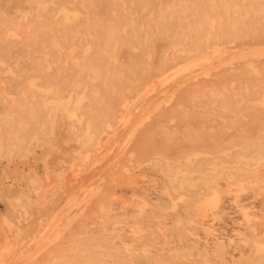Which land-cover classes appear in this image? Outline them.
<instances>
[{
	"label": "rangeland",
	"instance_id": "obj_1",
	"mask_svg": "<svg viewBox=\"0 0 264 264\" xmlns=\"http://www.w3.org/2000/svg\"><path fill=\"white\" fill-rule=\"evenodd\" d=\"M263 244L264 0H0V264Z\"/></svg>",
	"mask_w": 264,
	"mask_h": 264
},
{
	"label": "bare ground",
	"instance_id": "obj_2",
	"mask_svg": "<svg viewBox=\"0 0 264 264\" xmlns=\"http://www.w3.org/2000/svg\"><path fill=\"white\" fill-rule=\"evenodd\" d=\"M70 13V12H69ZM20 18V17H19ZM221 19V18H220ZM130 20V19H129ZM106 21V20H105ZM104 21V22H105ZM108 21V20H107ZM218 22V21H217ZM216 24H218V23H216ZM44 27V26H43ZM160 27V26H159ZM218 27H219V24H218ZM41 28V27H40ZM162 28V27H161ZM213 28H214V26H213ZM219 33V32H218ZM209 34V33H208ZM208 36V35H207ZM216 36V35H215ZM208 39V38H207ZM244 42V41H243ZM60 45V44H59ZM201 45V44H200ZM217 45V44H216ZM210 46V45H209ZM256 46V45H255ZM211 47V46H210ZM213 47V46H212ZM230 48V47H229ZM206 49V48H205ZM245 49V48H244ZM259 50V49H258ZM205 51V50H204ZM224 53V52H223ZM255 53V52H254ZM259 53V52H258ZM191 55V59H192V55L193 54H190ZM243 55V54H242ZM177 56V55H176ZM258 57V56H257ZM172 58H174V56L172 57ZM182 60V59H181ZM184 60V59H183ZM217 60V59H216ZM166 63H168V62H166ZM247 63H249V62H247ZM235 65H237V63H235V61H234V66ZM251 65V64H250ZM158 66H160V63H159V65ZM165 66V65H164ZM233 66V67H234ZM238 66V65H237ZM164 71V70H163ZM165 72V71H164ZM163 72V73H164ZM190 72V71H189ZM212 74V73H211ZM198 76V75H197ZM69 102V101H68ZM78 104V103H77ZM262 144V143H261ZM256 160V159H255ZM7 171L9 172V173H11V174H15V171H16V167H14V168H12V167H8L7 168ZM16 177V176H15ZM13 179V178H12ZM15 179H17V178H15ZM15 182V181H14ZM102 209V208H101ZM246 237V236H245ZM257 244H258V242H257ZM264 245V244H263ZM94 257V256H93ZM261 260V259H260Z\"/></svg>",
	"mask_w": 264,
	"mask_h": 264
}]
</instances>
